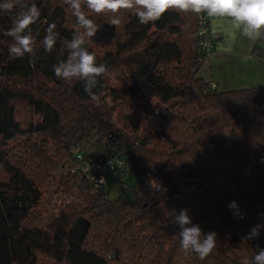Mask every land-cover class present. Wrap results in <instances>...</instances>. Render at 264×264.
I'll use <instances>...</instances> for the list:
<instances>
[{"label": "trees", "instance_id": "trees-1", "mask_svg": "<svg viewBox=\"0 0 264 264\" xmlns=\"http://www.w3.org/2000/svg\"><path fill=\"white\" fill-rule=\"evenodd\" d=\"M25 3L40 10L28 30L35 58L9 55L14 41L3 33L23 9L0 10V264H249L257 243L264 248V229L242 239L264 224V86L220 90L197 74L192 12L169 10L143 25L134 10H121L113 26L111 14L82 5L97 28L85 46L108 69L94 101L82 81L56 78L52 65L67 58L59 40L51 53L42 46L50 23L71 39V8L65 0ZM251 53L264 62V37ZM118 64L126 68L120 88L106 81ZM17 100L37 119L20 120ZM88 138L107 147L97 156L124 157L126 169L111 173L136 178L131 199L109 198L83 172L73 148ZM85 153L88 164L97 157ZM52 181L63 195L41 206ZM233 200L243 219L229 209ZM181 209L204 233H217L204 260L181 249L171 215Z\"/></svg>", "mask_w": 264, "mask_h": 264}, {"label": "clouds", "instance_id": "clouds-1", "mask_svg": "<svg viewBox=\"0 0 264 264\" xmlns=\"http://www.w3.org/2000/svg\"><path fill=\"white\" fill-rule=\"evenodd\" d=\"M65 2L76 18L77 29L71 39H61L59 32L56 31V23H50L42 46L45 53H51L59 40L67 50V58L52 65L56 78L67 83L74 80L82 81L84 92L94 101L98 97L93 90L99 86L100 78L108 69L104 64H97L95 54L85 46L86 39L93 37L97 28L94 21L82 10V5L97 15L111 14L109 23L113 26L120 25L121 10H134L139 23L143 25L160 20L169 10H176L181 13H204L209 17H228L242 35L250 39L264 37V0H65ZM17 7L23 11L19 13L13 26L3 33L14 41L8 49L9 55L13 58H23L26 55L35 58L36 42L28 30L39 19L40 10L35 3L28 5L25 0L0 2V10L5 12H11ZM228 207L234 211L237 218H244L235 200L231 201ZM171 215L172 224L179 226V232L176 234L181 249L185 253H195L201 260L209 256L216 246L217 233H204L198 224L192 222L187 209H181L179 212L173 210ZM261 215L264 216V213ZM261 229H264V224L252 226L242 239L246 241L258 239ZM249 264H264V248L258 243L256 254Z\"/></svg>", "mask_w": 264, "mask_h": 264}, {"label": "rangeland", "instance_id": "rangeland-1", "mask_svg": "<svg viewBox=\"0 0 264 264\" xmlns=\"http://www.w3.org/2000/svg\"><path fill=\"white\" fill-rule=\"evenodd\" d=\"M105 49L106 48H96V51L103 54ZM205 61L197 74L203 77L206 81L209 82L214 80V82L218 83V88L220 90L247 88L239 85L242 82L240 79L241 75L233 69L230 63L224 64L223 66L216 65L213 67L214 73H209L207 62ZM213 76H216L215 79H213ZM106 81L109 86L116 88H120L126 84V68L124 65L118 64L114 69L110 70L106 75ZM125 103L124 109H131V99L126 100ZM15 107L17 109V116L20 120L27 121L29 119L34 121L37 119V117L30 112V108L19 100L15 101ZM79 145L85 150V152H91L92 154L99 153L100 149L105 146L103 142L97 141L94 138L85 139L82 143H79ZM136 185V178L132 175L124 174L122 172L117 175L110 173L105 178L104 190L109 198L121 196L124 199L129 200L133 197V190L136 188ZM62 189L64 188H62L61 185L54 184V181L48 184V187L46 189L44 188L45 191L43 190V204L41 206L52 208L54 200L63 195ZM44 201L45 203L50 204L45 205ZM38 264H50V262L47 259L42 258Z\"/></svg>", "mask_w": 264, "mask_h": 264}, {"label": "crops", "instance_id": "crops-1", "mask_svg": "<svg viewBox=\"0 0 264 264\" xmlns=\"http://www.w3.org/2000/svg\"><path fill=\"white\" fill-rule=\"evenodd\" d=\"M210 29L213 34L212 54L205 61L209 73H214L213 67L216 65L223 66L230 63L233 69L241 75L242 82L239 85L245 87L264 86V62L255 59L251 53L256 39L242 35L228 17L211 18ZM202 64L203 62L199 70ZM215 77L213 76V79ZM209 82H214V80ZM214 83L218 87V83ZM106 150L107 147L104 146L99 153H88L91 156H97Z\"/></svg>", "mask_w": 264, "mask_h": 264}, {"label": "built area", "instance_id": "built-area-1", "mask_svg": "<svg viewBox=\"0 0 264 264\" xmlns=\"http://www.w3.org/2000/svg\"><path fill=\"white\" fill-rule=\"evenodd\" d=\"M195 18L198 27V60L202 63L208 60L212 54L213 34L210 29V20L213 17L201 13L195 14ZM211 86L213 87L214 84L212 83ZM73 152L79 160L84 161L82 165L83 172L87 174L92 172L91 181H93L95 185H103L107 174L126 169L125 159L119 151H110L106 154L97 156L92 159L91 164L85 162V156L87 157V155L79 145L73 148Z\"/></svg>", "mask_w": 264, "mask_h": 264}]
</instances>
